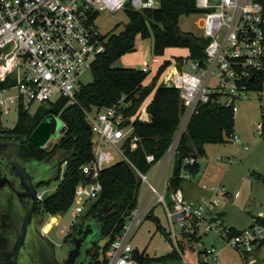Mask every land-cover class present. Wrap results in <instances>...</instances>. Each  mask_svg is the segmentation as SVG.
Returning a JSON list of instances; mask_svg holds the SVG:
<instances>
[{"label": "built area", "instance_id": "1", "mask_svg": "<svg viewBox=\"0 0 264 264\" xmlns=\"http://www.w3.org/2000/svg\"><path fill=\"white\" fill-rule=\"evenodd\" d=\"M162 3L163 0H0V82H15L24 110L33 103L51 102L57 95L67 99L68 105H76L84 85L81 78L106 51L107 38L95 26L98 15L153 11ZM196 6L203 16L201 36L208 40L205 58L198 61L188 56L171 61L165 85L179 91L184 109L180 124L160 160L156 161L154 155L146 156V161L153 164L152 169L160 168L154 181L150 182L148 174L137 170L141 190L147 185L149 197L141 204L140 190L137 207L130 211L121 232L103 254L106 264H140L134 257L132 240L152 213L153 195L163 205L171 228L178 227L182 232L179 238L169 235L181 260L183 238L203 248L200 252L193 250L197 256L195 264H219L215 246L206 248L202 242L203 236L212 233L240 254L242 264H264L258 254L264 242V225L255 222L248 229L233 233L218 210L220 198L227 197L224 187L204 185L202 188L212 196L197 202L187 198L182 188L172 189L171 177L164 179L163 191L158 190L170 166L173 173L180 140L200 108L222 106L235 114L237 103L253 92L251 84L257 73L264 71V0H196ZM161 64L158 56H154L140 70L149 74ZM258 92L262 93L264 107V86ZM86 119L96 138L92 142L94 159L81 168L84 179L75 189L70 208L73 221L66 238L99 197L101 172L114 161V156L103 150V144L114 146L127 159L125 147L129 145L134 150L140 142L134 119L126 117L121 108L112 106L86 112ZM63 126L67 129L65 123ZM230 141L235 145L239 138L232 135ZM197 163L196 157L183 160L179 171L183 183L192 179ZM44 198V192H38L40 202ZM180 264L191 263L183 260Z\"/></svg>", "mask_w": 264, "mask_h": 264}, {"label": "trees", "instance_id": "2", "mask_svg": "<svg viewBox=\"0 0 264 264\" xmlns=\"http://www.w3.org/2000/svg\"><path fill=\"white\" fill-rule=\"evenodd\" d=\"M125 13L129 17L128 24L121 32L106 35V51L94 62L91 69L93 80L82 86L77 96V104L68 105L67 99L62 98L56 104L41 109L34 115L21 108L17 124L8 133L13 137L26 139L22 145L23 157L42 161L59 147L61 152L69 156L63 179L56 191L45 197L41 203L43 215H63L70 210L74 202L75 189L84 179L81 173L82 166L94 159L93 133L86 119V112L112 107L125 97L127 101L132 102L128 111L129 116L133 117L151 96L146 106V115L134 120L135 134L140 137V142L134 150L127 145L124 149L127 159L112 164L101 172L102 191L83 217L85 219L105 204L113 206L103 231V238L107 239L102 249L103 254L121 232L130 211L138 205L142 183L137 170L144 174L151 171L153 164L146 161L147 155H154L156 161L164 156L178 129L184 110L176 88L156 84L162 72L171 65V61H165L160 65L154 82L148 87H143L146 73L136 68H116L114 64L122 56L132 52L138 36L142 39L153 37L155 56H163L165 50L169 48H185L189 51V57L198 61L204 60V50L208 44L206 38L184 33L179 29V19L182 16L200 13L196 0H163L158 10L142 12L127 10ZM14 85L13 80L0 82V92ZM263 86L264 71L257 73L251 89L258 92ZM47 115L60 117L67 126L64 135L51 150L39 148L30 141V136ZM234 115L229 108L204 105L193 116L177 148L170 179L172 189L181 188L183 184L179 179V171L185 158H198L204 155L206 145L222 144L230 140L234 135ZM261 129L264 136V115ZM199 169L197 163L193 173L199 172ZM251 175L264 182V175L255 171H252ZM258 221L264 225L263 219ZM230 229L233 233L239 232L234 228ZM169 235L165 233L167 239L172 242ZM99 255L98 246L94 263L106 264L104 259L99 260ZM134 257L140 264H148L150 260L136 249ZM161 260L166 264H173L181 260V257L174 249Z\"/></svg>", "mask_w": 264, "mask_h": 264}, {"label": "rangeland", "instance_id": "3", "mask_svg": "<svg viewBox=\"0 0 264 264\" xmlns=\"http://www.w3.org/2000/svg\"><path fill=\"white\" fill-rule=\"evenodd\" d=\"M201 14H191L182 16L179 19V29L184 33H193L197 36L202 35V20ZM129 17L125 12L100 13L95 21V26L100 34L106 36L110 33H119L128 24ZM135 51L122 56L115 64L116 68H137L146 63H151L154 58L153 53V37L142 39L140 36L135 41ZM189 56V51L185 48H169L165 50L163 56H158L161 63L172 61L174 58ZM160 67V66H159ZM189 70L188 67L185 68ZM170 68L165 69L156 81L157 86L165 85V78L169 74ZM157 75L154 68L153 71L147 74L143 82V87L150 86ZM93 80L92 72H87L81 82L84 85L91 83ZM149 96L139 112L132 118L146 115V106L150 100ZM261 92H249L243 100L237 103L238 111L234 115V135L239 138L238 144H233L229 140L222 144H208L205 146V153L198 157L200 172L192 177L190 182H184L182 190L187 198L192 201H200L204 185L207 186H222L224 187L227 197L220 198L218 210L223 213L224 222L228 228H234L237 231L248 229L253 223L259 224L260 220H264V182L255 179L251 173L256 171L264 175V136L261 133L262 117L264 115V107L261 102ZM60 95H57L51 102L43 104L33 103L28 110L30 115L36 114L41 109H46L51 105L56 104L60 100ZM132 102L127 101L125 97L113 105L116 108H121V112L129 116V107ZM22 108L21 99L15 86L7 88L0 92V135L9 136V133L17 124L19 111ZM95 111V110H93ZM92 111V112H93ZM54 123L64 124L60 117H54ZM61 135L59 130L54 134L52 139L47 144L46 149L51 150L59 142ZM103 150L110 152L114 156L112 164L123 160V156L112 145L103 144ZM223 159L232 160L231 163L223 161ZM66 164L62 166L61 177L59 180H52L49 185L40 187L39 192H44V197L53 194L60 181L63 179ZM160 168L152 169L148 173L149 181L153 182ZM172 176V167L164 173L161 181L158 184V190L163 191V181L165 178ZM149 192L147 185H144L141 190V201H144L145 196ZM210 193V192H208ZM211 194V193H210ZM155 195L152 196L151 203H155L152 213L140 225L136 234L133 237L132 245L140 253L149 260L148 264H166L161 258L171 254L175 249V243L170 242L165 233L174 234L178 238L182 232L178 227L171 228L165 213L163 205L156 202ZM202 200V199H201ZM141 203V204H142ZM263 213V217L259 214ZM55 223H52V220ZM73 221L71 211L61 215H43L39 230L46 235L48 239L55 245V252L58 261L62 262L67 257L66 232ZM262 225V224H261ZM107 239L103 238L99 241V260L102 261L104 255L102 249L106 244ZM202 242L206 248L214 245L216 248L217 260L219 264H242L240 254L232 247L227 245V242L215 234H208L202 237ZM182 243V260L173 264H180L183 260L195 264L197 256L195 251H202L203 248L190 242L189 239L181 240ZM261 259H264V243L260 249ZM212 261V257L209 258Z\"/></svg>", "mask_w": 264, "mask_h": 264}, {"label": "water", "instance_id": "4", "mask_svg": "<svg viewBox=\"0 0 264 264\" xmlns=\"http://www.w3.org/2000/svg\"><path fill=\"white\" fill-rule=\"evenodd\" d=\"M136 69L140 70V66ZM167 88L174 87L167 85ZM54 117L47 115L30 136V141L39 148H46L58 130L61 136L66 131L64 124L54 123ZM25 142L23 137L15 141L0 139V264H95L99 241L104 237L113 206L105 204L79 221L67 241L66 259L58 261L55 245L37 227L42 210L37 187L59 180L69 156L59 147L42 161L20 159Z\"/></svg>", "mask_w": 264, "mask_h": 264}, {"label": "flooded vegetation", "instance_id": "5", "mask_svg": "<svg viewBox=\"0 0 264 264\" xmlns=\"http://www.w3.org/2000/svg\"><path fill=\"white\" fill-rule=\"evenodd\" d=\"M16 138H17L16 136H14V137L11 139V138H9L8 135H7V136H5V135H0V139H1V140H4V141H15ZM22 145H23V144H22ZM20 159H31V158H26V157H23L22 155H20ZM41 186H43V185H40V186L37 187V194H38L39 189H40ZM38 202H39V204L41 205L42 202H40L39 199H38ZM37 213H38V211H37V209H36V210H35V215H38ZM41 220H42V210L40 211V213H39V215H38V222H37V227H38V229H39V225L41 224ZM73 234H74V230L72 231L71 236H70L69 239H71V237L73 236ZM69 239L66 240V243H67V241H68ZM62 262H63V261H62Z\"/></svg>", "mask_w": 264, "mask_h": 264}, {"label": "crops", "instance_id": "6", "mask_svg": "<svg viewBox=\"0 0 264 264\" xmlns=\"http://www.w3.org/2000/svg\"><path fill=\"white\" fill-rule=\"evenodd\" d=\"M159 58V57H158ZM175 59V58H174ZM160 60V59H159ZM158 68H159V66H157L155 69H156V71L158 70ZM144 86V85H143ZM167 86V85H166ZM151 98V97H150ZM261 125V124H260ZM94 141H96V138H94V136H93V139H92V142L94 143ZM199 172H200V169H199ZM199 172H197V173H195L194 174V176L195 175H197ZM256 172V171H255ZM262 175V174H261ZM193 176V177H194ZM191 181V180H190ZM190 181H188V182H190ZM183 185V184H182ZM181 188H182V186H181ZM203 189V188H202ZM204 190V189H203ZM210 196H212L210 193H205V192H202V194H201V197H200V199L199 200H201V199H204V198H208V197H210ZM147 197H149V192L147 193V195L145 196V199L147 198ZM152 199V198H151ZM222 213V212H221ZM222 215H223V213H222ZM259 216L260 217H263V213H260L259 214ZM261 249V248H260ZM260 249H259V252H258V254H259V256L261 257V255H260Z\"/></svg>", "mask_w": 264, "mask_h": 264}, {"label": "bare ground", "instance_id": "7", "mask_svg": "<svg viewBox=\"0 0 264 264\" xmlns=\"http://www.w3.org/2000/svg\"><path fill=\"white\" fill-rule=\"evenodd\" d=\"M54 223H55V220L53 219L51 225L49 226V230L51 229V226H52Z\"/></svg>", "mask_w": 264, "mask_h": 264}]
</instances>
